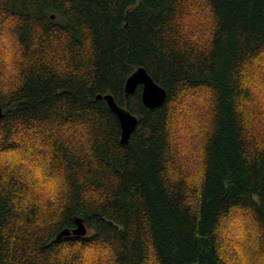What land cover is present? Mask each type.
I'll return each mask as SVG.
<instances>
[{"label": "trees", "instance_id": "1", "mask_svg": "<svg viewBox=\"0 0 264 264\" xmlns=\"http://www.w3.org/2000/svg\"><path fill=\"white\" fill-rule=\"evenodd\" d=\"M6 35L1 263L264 264V0H0ZM139 67L162 105L126 95ZM109 93L139 118L127 144Z\"/></svg>", "mask_w": 264, "mask_h": 264}, {"label": "water", "instance_id": "2", "mask_svg": "<svg viewBox=\"0 0 264 264\" xmlns=\"http://www.w3.org/2000/svg\"><path fill=\"white\" fill-rule=\"evenodd\" d=\"M142 86V101L145 105L151 108L162 105L167 98V90L159 85L145 67L136 69L127 79L125 84L126 95L134 93L137 87ZM98 99H104L111 110L117 116L121 125V142L127 144L133 131L137 128L139 118L129 109L119 105L112 94H98ZM4 116V108L0 105V119ZM77 226L72 230H63L60 236L63 235H86L88 232L87 225L81 218L76 219ZM0 264H3L0 262Z\"/></svg>", "mask_w": 264, "mask_h": 264}, {"label": "rangeland", "instance_id": "3", "mask_svg": "<svg viewBox=\"0 0 264 264\" xmlns=\"http://www.w3.org/2000/svg\"><path fill=\"white\" fill-rule=\"evenodd\" d=\"M193 14H194L195 18H194L193 21H191L190 24L192 25V28L195 29L196 28L195 26H197V24H201V23H199L201 21V19L202 18L205 19V12L203 13L202 10H196V11L193 12ZM12 40L13 39H12V37L10 35H6L4 40L2 42H0V44L2 46H4V49H5V52H6V55H7V61L9 62L8 66H9V69H10V73L12 72L10 64H13L12 60H13V57L15 55L14 53H16V52L10 53V51H11L10 48L14 49V45L12 43L13 42ZM10 73H9V75H10ZM262 90L264 91V85H263V89L261 87L259 88L258 94L261 93ZM201 99L202 98L199 99L200 108H202V106H204L203 102L200 101ZM187 101L189 102V101H191V99H189ZM204 109H205V107L202 108L200 110V113H198V114L191 110L189 113L192 115V117L189 118V121L188 120L185 121V116H183L182 117L183 119L181 118V120H180L179 128L181 130V133H180L179 139H180L181 142H183L185 144L184 145L185 148L194 147L195 146L194 145L195 141L197 140V138L202 133V127H203L202 119H203V116L206 113ZM238 219L242 220V218H240V217H238ZM233 236L236 239H240V238L236 237L234 234H233ZM243 242L244 241H242L241 244H239V245H238V242H236V245L238 247L237 249H239V251H241V252H244V243Z\"/></svg>", "mask_w": 264, "mask_h": 264}]
</instances>
